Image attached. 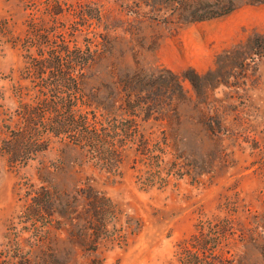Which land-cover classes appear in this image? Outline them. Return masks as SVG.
<instances>
[{
    "label": "rangeland",
    "instance_id": "1",
    "mask_svg": "<svg viewBox=\"0 0 264 264\" xmlns=\"http://www.w3.org/2000/svg\"><path fill=\"white\" fill-rule=\"evenodd\" d=\"M0 264H264V0H0Z\"/></svg>",
    "mask_w": 264,
    "mask_h": 264
}]
</instances>
